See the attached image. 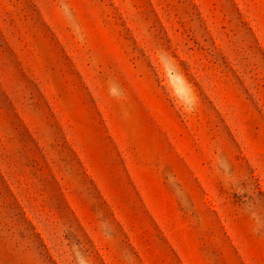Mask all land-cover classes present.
Here are the masks:
<instances>
[{"label": "rangeland", "instance_id": "374dc122", "mask_svg": "<svg viewBox=\"0 0 264 264\" xmlns=\"http://www.w3.org/2000/svg\"><path fill=\"white\" fill-rule=\"evenodd\" d=\"M0 264H264V0H0Z\"/></svg>", "mask_w": 264, "mask_h": 264}]
</instances>
